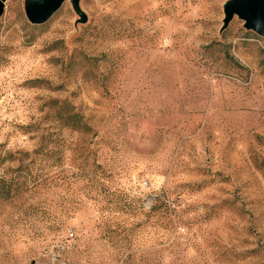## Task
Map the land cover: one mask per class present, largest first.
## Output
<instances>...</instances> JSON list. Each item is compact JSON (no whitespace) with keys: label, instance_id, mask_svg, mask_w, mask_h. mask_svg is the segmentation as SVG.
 Returning a JSON list of instances; mask_svg holds the SVG:
<instances>
[{"label":"rangeland","instance_id":"obj_1","mask_svg":"<svg viewBox=\"0 0 264 264\" xmlns=\"http://www.w3.org/2000/svg\"><path fill=\"white\" fill-rule=\"evenodd\" d=\"M24 1L0 16V158L62 145L23 200L63 225L4 208L0 264H264V39L222 29L228 0H79L83 23L65 0L40 25Z\"/></svg>","mask_w":264,"mask_h":264},{"label":"trees","instance_id":"obj_2","mask_svg":"<svg viewBox=\"0 0 264 264\" xmlns=\"http://www.w3.org/2000/svg\"><path fill=\"white\" fill-rule=\"evenodd\" d=\"M49 109L53 111V118L60 128L81 133H86L88 130L80 114L65 101L58 102L53 100L50 102ZM49 137L50 135L48 134L42 135L38 146L30 154L27 152L21 153V157L17 159L13 158L12 154L7 153L2 160L0 158V165L14 161L17 163L16 168L12 170L15 176L0 177V215L4 208L16 205L20 209V214L32 223L37 224L44 230L56 231L57 229H61L63 224L55 216L48 214L47 207L45 206L46 200H39L34 203H27L23 200V196L30 191H33L38 197L40 195L44 196L49 180L47 174H44L43 169L49 165L61 164L62 145L58 142L55 148H52L53 146L50 148V145L55 144V142ZM29 168L35 169L37 172H35V176H31ZM96 168L100 169L99 166ZM31 177L32 179H30ZM97 178L104 179L106 175L100 171Z\"/></svg>","mask_w":264,"mask_h":264},{"label":"water","instance_id":"obj_3","mask_svg":"<svg viewBox=\"0 0 264 264\" xmlns=\"http://www.w3.org/2000/svg\"><path fill=\"white\" fill-rule=\"evenodd\" d=\"M0 0V16L4 3ZM65 0H25L24 14L29 23L40 25L45 23L62 5ZM79 0H70L73 11L85 22V16L78 6ZM224 29L233 16L243 21L246 30L253 31L264 39V0H228L223 5Z\"/></svg>","mask_w":264,"mask_h":264}]
</instances>
